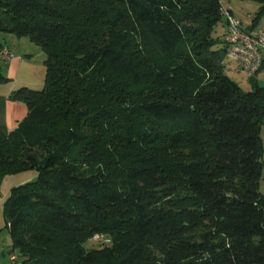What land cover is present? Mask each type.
<instances>
[{
    "label": "trees",
    "instance_id": "16d2710c",
    "mask_svg": "<svg viewBox=\"0 0 264 264\" xmlns=\"http://www.w3.org/2000/svg\"><path fill=\"white\" fill-rule=\"evenodd\" d=\"M222 3L0 0L44 53L0 130V179L36 172L4 202L21 264H264V84L224 73Z\"/></svg>",
    "mask_w": 264,
    "mask_h": 264
},
{
    "label": "rangeland",
    "instance_id": "374dc122",
    "mask_svg": "<svg viewBox=\"0 0 264 264\" xmlns=\"http://www.w3.org/2000/svg\"><path fill=\"white\" fill-rule=\"evenodd\" d=\"M228 5L231 9L232 15L238 20H240L243 28L249 29L247 26L250 25L253 19L257 16L258 4L252 0H229ZM256 21L257 27H255V30L264 29V15L259 16ZM224 32L225 27L219 23L215 27L214 36L222 40ZM3 37H5L4 41L7 43L11 51L9 49L8 50L15 55L20 54L24 51L27 52V54H32L36 58V60H41L40 58L44 55L40 47L31 42L27 37H17L12 34L10 36L8 34H0L1 41ZM214 49H218L221 52L222 61L224 63V73L234 82H236L243 91H250L253 88V83L251 81L250 76L254 78V81L258 85L264 84V71L261 70L254 75H248L246 72H243L238 68L237 63L234 60H231L226 56L225 52L222 50L221 43L217 45ZM36 62L41 63L40 61ZM152 68L153 70L155 69L153 65ZM152 71H148L149 82L152 79L153 81H156L158 79V77H156L155 73H153ZM42 86L38 88L42 89ZM149 86H152V83H150ZM151 91L152 89H143V92L145 93H151ZM261 138L262 141H264V127H262L261 129ZM35 177V171L27 170L7 174L1 177L0 179V264H9L8 256L11 244L9 230L6 226L4 202L8 198L10 191L13 187L34 180ZM91 245L92 243L90 241L85 244L86 247H89ZM15 264L21 263L18 260Z\"/></svg>",
    "mask_w": 264,
    "mask_h": 264
},
{
    "label": "crops",
    "instance_id": "0c3cea01",
    "mask_svg": "<svg viewBox=\"0 0 264 264\" xmlns=\"http://www.w3.org/2000/svg\"><path fill=\"white\" fill-rule=\"evenodd\" d=\"M229 2V0H223ZM248 28L251 25L247 26ZM257 27V26H255ZM251 27V30L255 29ZM9 36L11 34H8ZM7 38V36H6ZM2 38L4 47L10 50L7 43ZM11 51V50H10ZM36 60L32 54L21 52L20 54H13L9 60H1L0 64L4 67V72L7 80L0 83V130L8 132L14 128L18 121L26 115V107L18 101H13L9 98L10 93L20 87L38 88L44 84L45 66L44 55ZM40 61L41 63H37Z\"/></svg>",
    "mask_w": 264,
    "mask_h": 264
},
{
    "label": "built area",
    "instance_id": "2783aa9c",
    "mask_svg": "<svg viewBox=\"0 0 264 264\" xmlns=\"http://www.w3.org/2000/svg\"><path fill=\"white\" fill-rule=\"evenodd\" d=\"M222 16L226 22L225 33L222 41L226 46V56L234 60L238 68L248 75L256 74L262 62H264V29L247 31L241 25L240 20L235 18L227 2L221 6ZM13 53L7 48L0 51L1 60H9ZM94 239H101V235H94ZM9 264H15L18 261L16 252H9Z\"/></svg>",
    "mask_w": 264,
    "mask_h": 264
}]
</instances>
